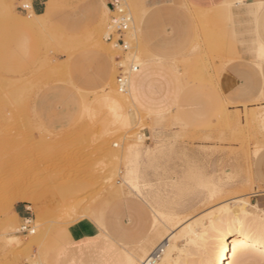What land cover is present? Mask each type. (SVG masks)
Returning a JSON list of instances; mask_svg holds the SVG:
<instances>
[{"label":"rangeland","instance_id":"rangeland-1","mask_svg":"<svg viewBox=\"0 0 264 264\" xmlns=\"http://www.w3.org/2000/svg\"><path fill=\"white\" fill-rule=\"evenodd\" d=\"M35 1L0 0V12L12 14H0V264H128L129 252L142 264L164 237L183 246L175 257L198 260L199 235L187 242L184 230L197 220L208 226L223 204H256L264 194L253 174L264 153V52L257 48L251 60L248 50L255 36L264 42V18L239 19L241 0H123L125 49L108 40L118 15L109 0H53L49 25L38 27L25 20V5ZM39 1L44 13L48 0ZM208 109L218 110L219 125L200 132L199 113ZM194 153L221 157L222 187L211 180L200 186L206 198L175 220L152 211L153 229L136 244L113 241L104 223L108 206L122 197L147 202L148 177L177 175ZM136 166L146 187L127 184ZM169 182L157 180L158 192L181 185ZM21 188L31 200L19 202L49 198L47 215L19 218L13 194ZM152 195L157 207L172 206ZM244 258L240 264H264Z\"/></svg>","mask_w":264,"mask_h":264},{"label":"crops","instance_id":"crops-1","mask_svg":"<svg viewBox=\"0 0 264 264\" xmlns=\"http://www.w3.org/2000/svg\"><path fill=\"white\" fill-rule=\"evenodd\" d=\"M172 0H147L148 3L154 5H169ZM201 3H216L218 0H199ZM256 0H241L237 4L236 16L239 19H253L257 20V17L264 18V15H257L254 13L252 7H247L244 4H253ZM42 1H35L32 5V9L37 14L41 9ZM48 8H45V12ZM44 12V13H45ZM53 14V8L50 11V18ZM257 38L251 39V45H249L248 50L251 53V60L255 58V51L257 49ZM264 40V39H263ZM107 58V56H106ZM110 63L109 59L107 58ZM250 60V61H251ZM138 72V71H137ZM111 76V72L106 75V83ZM139 75H137L138 77ZM137 77L135 78V84L132 89L138 84ZM236 109H231L235 111ZM219 112L218 110L208 109L201 110L199 115L201 117V122L199 123L198 131L205 132L209 129H213L219 125ZM185 167L176 169L177 175L173 177L164 178L163 173H160L158 177H148L150 183L153 185V193L157 197L162 196L163 200H159L157 203H172V208H174L178 213L184 214L192 211L199 203L207 196V192L201 189L200 186H208V181L211 180L217 187H222L221 184L216 181L219 177V170L223 161H221L220 156L209 157L204 154H191L182 162ZM179 161H175L174 164H182ZM191 165V168L196 170L194 177L187 173V165ZM232 165H235L233 160ZM253 174L254 179L257 182V187L264 189V153L256 160L253 161ZM214 176V177H213ZM215 178V179H214ZM168 179V186L172 184H181L178 189H174L172 192L169 191L167 195H162L158 192V188L155 186L157 180ZM190 179V180H189ZM192 180H195L193 182ZM149 181V180H148ZM155 189V190H154ZM39 195L32 202H18L15 204L14 210L20 219H33L36 217H44L46 213V205L48 204L49 198ZM166 199V200H165ZM176 199V200H175ZM258 202L264 204V194L257 198ZM176 202V203H175ZM147 202L140 198L135 197H122L114 200L106 209L104 215V223L108 234L113 241L121 244H136L143 240L148 234L149 230L153 229V214L152 210ZM169 205V204H168Z\"/></svg>","mask_w":264,"mask_h":264},{"label":"bare ground","instance_id":"bare-ground-1","mask_svg":"<svg viewBox=\"0 0 264 264\" xmlns=\"http://www.w3.org/2000/svg\"><path fill=\"white\" fill-rule=\"evenodd\" d=\"M240 2L241 1H239V3ZM52 3L53 0H48V8L45 13L37 14L32 9V6H28V8L31 9L29 18L25 19V17L18 14L17 15L25 19L29 25H47L50 20V11L54 6ZM244 5L247 7H252L255 14L264 15V0H258L254 4ZM1 10H3L4 13L0 12V14H11L9 13L10 11L8 9L7 13H5L6 11L3 7ZM257 48L258 50H262L264 52V42L259 41L257 43ZM133 68H137L138 70L137 65L133 66ZM120 91H122L120 94L126 97L127 92L124 90ZM255 114V116H257L256 118H259L258 115H260V113L258 115L257 113ZM130 171L129 182H127L128 186L136 189H139L142 185H144V187L147 186L146 182L144 181L145 175L142 174V168L140 169L139 166H136ZM26 191L27 190H24V188L16 191L13 194L14 201H30L31 198L29 199V197L31 195H28ZM152 193L153 192L151 191L147 193L146 198L148 199L147 202L152 204L153 210L150 211H153L155 213L154 215H161L168 220H175L181 215L174 209L175 207L172 208L171 206H167L165 208H160L157 207L156 204H153L154 200ZM148 206L150 207V205ZM249 206H252L254 211L252 208L249 209ZM221 208L222 210L219 211L220 213L212 215L216 216V218H212V221L208 222V226L203 222V220H197L184 230V236L187 238V242H196L197 239L199 240L196 242L199 246L198 250L200 253L198 260H181V256L175 257L176 253L181 254L183 251V246L181 247L178 241L173 238L164 237L161 240L160 245L153 252H144V257L142 256L143 259H140L142 264H226L227 259L231 256L234 257V264H240L243 262L245 259L244 257H246L247 254L260 259L264 258V204H253L248 199L245 200L242 198L234 201L233 204H223L221 205ZM158 218L156 217V219ZM157 225L158 223L156 222L155 226ZM96 229H93V231L96 232ZM207 230L212 231L211 235L208 236L211 237L210 239L204 236ZM32 233H35V230H32ZM197 234L199 237L196 239L194 236ZM245 248L249 249V251H247L248 253H246ZM126 257L128 264H136L138 257L133 252H129Z\"/></svg>","mask_w":264,"mask_h":264},{"label":"built area","instance_id":"built-area-1","mask_svg":"<svg viewBox=\"0 0 264 264\" xmlns=\"http://www.w3.org/2000/svg\"><path fill=\"white\" fill-rule=\"evenodd\" d=\"M122 1L123 0H109V4H110L112 11L116 12L118 15L115 16L113 19L115 31L109 35L108 40L114 41L115 45L123 46L126 49L127 45H126V42L123 36H124L125 30L128 28V22L130 21V18L126 16V14L124 13ZM136 70L137 68L134 69V71ZM118 82H119L120 90H125L127 88L128 79L125 75H121L118 78ZM23 229L29 230V227L25 226L23 227Z\"/></svg>","mask_w":264,"mask_h":264},{"label":"snow or ice","instance_id":"snow-or-ice-1","mask_svg":"<svg viewBox=\"0 0 264 264\" xmlns=\"http://www.w3.org/2000/svg\"><path fill=\"white\" fill-rule=\"evenodd\" d=\"M25 7H28V5H25Z\"/></svg>","mask_w":264,"mask_h":264},{"label":"clouds","instance_id":"clouds-1","mask_svg":"<svg viewBox=\"0 0 264 264\" xmlns=\"http://www.w3.org/2000/svg\"><path fill=\"white\" fill-rule=\"evenodd\" d=\"M26 42H27V41L25 40V44H26Z\"/></svg>","mask_w":264,"mask_h":264}]
</instances>
